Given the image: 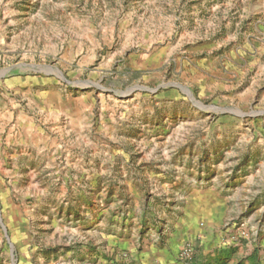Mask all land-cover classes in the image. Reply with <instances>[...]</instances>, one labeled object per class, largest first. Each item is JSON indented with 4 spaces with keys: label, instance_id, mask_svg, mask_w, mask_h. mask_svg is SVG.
Instances as JSON below:
<instances>
[{
    "label": "rangeland",
    "instance_id": "374dc122",
    "mask_svg": "<svg viewBox=\"0 0 264 264\" xmlns=\"http://www.w3.org/2000/svg\"><path fill=\"white\" fill-rule=\"evenodd\" d=\"M260 250L264 0H0V264Z\"/></svg>",
    "mask_w": 264,
    "mask_h": 264
},
{
    "label": "crops",
    "instance_id": "0c3cea01",
    "mask_svg": "<svg viewBox=\"0 0 264 264\" xmlns=\"http://www.w3.org/2000/svg\"><path fill=\"white\" fill-rule=\"evenodd\" d=\"M253 264H264V250H260L257 254H254L252 259Z\"/></svg>",
    "mask_w": 264,
    "mask_h": 264
},
{
    "label": "built area",
    "instance_id": "2783aa9c",
    "mask_svg": "<svg viewBox=\"0 0 264 264\" xmlns=\"http://www.w3.org/2000/svg\"><path fill=\"white\" fill-rule=\"evenodd\" d=\"M187 253H188V251H187V250H185L184 254H185V255H187Z\"/></svg>",
    "mask_w": 264,
    "mask_h": 264
}]
</instances>
